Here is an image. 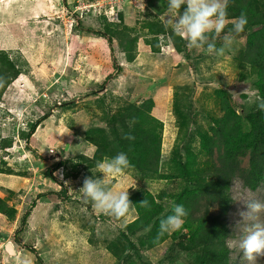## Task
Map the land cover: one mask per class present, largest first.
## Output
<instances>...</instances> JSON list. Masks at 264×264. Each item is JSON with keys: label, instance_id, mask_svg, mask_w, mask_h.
I'll use <instances>...</instances> for the list:
<instances>
[{"label": "rangeland", "instance_id": "374dc122", "mask_svg": "<svg viewBox=\"0 0 264 264\" xmlns=\"http://www.w3.org/2000/svg\"><path fill=\"white\" fill-rule=\"evenodd\" d=\"M224 3L228 19L238 18L229 10L238 2ZM263 5L258 0L261 11ZM170 15L175 19L162 0H0V53L18 71L0 89L1 263L187 262L170 252L173 238L187 233L184 224L152 246L150 228L129 225L135 209L116 219L79 192L85 177L100 176L95 165L103 155L126 153L133 146L135 139L124 136H134L135 111L148 110L162 124L155 172L142 175L130 167L109 187L128 190L131 202L146 191L164 214L190 188L187 173L209 174L217 165V154L207 156L200 144L211 119L220 116L216 91L230 95L239 115L259 104L255 71L242 57L245 34L224 56L208 55L187 46L186 38L174 32ZM221 45L217 39L216 46ZM127 55L133 60L128 62ZM58 161L62 165L56 169ZM240 167L246 169V159ZM229 195L223 220L230 264H247L234 244L241 235L236 213L246 211L245 200L264 203V181L251 191L236 178ZM8 243L16 257L7 253Z\"/></svg>", "mask_w": 264, "mask_h": 264}, {"label": "trees", "instance_id": "16d2710c", "mask_svg": "<svg viewBox=\"0 0 264 264\" xmlns=\"http://www.w3.org/2000/svg\"><path fill=\"white\" fill-rule=\"evenodd\" d=\"M231 1L238 4L229 7V10L235 11L236 17L241 13L247 17L248 22L244 31L240 33L245 34L242 57L255 71L257 77L255 86L260 103L264 100V10L259 9L258 0H229V4ZM162 3L167 8V0H162ZM226 8L228 9V6ZM262 8L264 9V5ZM151 51L154 52V49ZM126 59L129 62L133 57L127 55ZM115 70L117 75L120 68L116 65ZM17 76L15 66L9 62L6 54L1 52L0 89L7 87ZM111 78L112 75L105 78L100 90ZM216 94L219 98L220 116L211 119L209 134L201 137L200 144L207 156L217 154V165L209 174L187 173L185 178L190 188L181 192L174 203L182 204L188 211L187 217L184 218L187 233L173 238L174 245L170 252L177 254L178 258H185L187 260L185 264H230V250L226 244L228 229L223 218L231 204L229 195L231 183L234 179L240 178L245 188L255 191L264 181V112L256 107L246 114L239 115L232 107L230 95L226 91H216ZM135 112V143L130 149H126L124 145L123 148L132 167L138 173L142 175L154 173L160 154L162 124L152 117L148 110ZM42 120L35 122L29 136ZM243 124L245 129L242 128ZM123 128L127 130L125 126ZM93 142L98 146V142ZM98 154L100 153L97 148L93 157L96 159ZM243 159L247 161L245 170L240 167ZM61 165L62 161H58L55 168L58 169ZM144 199L149 201V208L139 206ZM132 204L135 206L137 216L129 224L130 227L150 228L152 246L159 245L169 238V234H165L158 244L153 243L160 220L171 214L172 210L163 214L156 199L146 191L134 196ZM214 209L217 210L216 213ZM27 216L23 218L22 223ZM128 246L136 251L129 241Z\"/></svg>", "mask_w": 264, "mask_h": 264}, {"label": "clouds", "instance_id": "9594fccd", "mask_svg": "<svg viewBox=\"0 0 264 264\" xmlns=\"http://www.w3.org/2000/svg\"><path fill=\"white\" fill-rule=\"evenodd\" d=\"M167 12L175 14V19L170 15L169 21L174 32L186 38L189 48L204 49L208 55L217 57L225 55L226 50L230 49L235 38L244 31L248 22L243 13L230 21L224 0H167ZM229 23L232 27L225 32ZM217 39H222V45L219 48L216 46ZM257 108L264 112V100L257 104ZM124 139L131 141L135 137L128 133ZM130 167L132 165L124 152H119L112 157L105 156L95 165L100 176L85 177L79 192L86 200L92 202L99 212L116 219L125 217L135 208L128 190L115 191L109 185L113 178L125 175ZM139 206L149 208L150 204L147 199H144ZM244 207L246 211L236 213L240 218L236 224L241 235L234 244L243 254L244 262L257 264L259 259H264V203L258 198H251L244 201ZM187 215L188 211L182 204H174L171 214L160 220L153 243L158 244L165 234L179 230Z\"/></svg>", "mask_w": 264, "mask_h": 264}, {"label": "water", "instance_id": "95a60500", "mask_svg": "<svg viewBox=\"0 0 264 264\" xmlns=\"http://www.w3.org/2000/svg\"><path fill=\"white\" fill-rule=\"evenodd\" d=\"M11 245L8 243L6 246H5V249H6V251H7V253L8 254H10V255H14V252H13V250H11Z\"/></svg>", "mask_w": 264, "mask_h": 264}, {"label": "crops", "instance_id": "0c3cea01", "mask_svg": "<svg viewBox=\"0 0 264 264\" xmlns=\"http://www.w3.org/2000/svg\"><path fill=\"white\" fill-rule=\"evenodd\" d=\"M14 253H15V255H14V256L16 257V256H17V252H16L15 250H14Z\"/></svg>", "mask_w": 264, "mask_h": 264}, {"label": "built area", "instance_id": "2783aa9c", "mask_svg": "<svg viewBox=\"0 0 264 264\" xmlns=\"http://www.w3.org/2000/svg\"><path fill=\"white\" fill-rule=\"evenodd\" d=\"M0 264H3V263L0 262Z\"/></svg>", "mask_w": 264, "mask_h": 264}]
</instances>
